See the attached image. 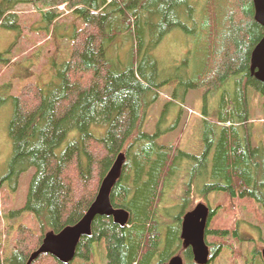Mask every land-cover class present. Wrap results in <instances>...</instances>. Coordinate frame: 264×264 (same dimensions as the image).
Instances as JSON below:
<instances>
[{"label": "trees", "instance_id": "trees-1", "mask_svg": "<svg viewBox=\"0 0 264 264\" xmlns=\"http://www.w3.org/2000/svg\"><path fill=\"white\" fill-rule=\"evenodd\" d=\"M36 1L50 9L65 5L86 25L75 30L70 60L47 89L28 83L16 97L0 96V109L10 100L14 106L9 126L13 152L8 172L0 178V191L6 182L15 186L24 173L35 169L25 210L36 216L42 233L21 226L18 248L9 257L0 242V264H29L43 243V233L77 225L123 153L126 162L111 202L129 211V224L121 227L112 218L98 216L91 235L80 241L76 259L92 261L95 246L103 244L107 264H169L176 256L195 264L191 248L185 249L181 240L194 181L202 197L222 194L231 206L235 201H252L264 212V144L252 146V129L247 126L250 92L264 99V83L251 71L253 51L264 38L253 0ZM197 5L203 6L199 10ZM58 16L46 13L50 26ZM10 18L16 16L1 10L0 23ZM176 30L190 36L193 44L180 64L187 71L178 75L173 98L182 93L184 99L196 89L219 95L217 108L203 113L204 152L199 157L184 153L178 145L159 146L157 135L143 131L147 111L166 83L159 82L161 70L154 52ZM122 39L132 43L125 70L115 66L107 52L115 45L119 52ZM5 55H0V64L9 65ZM93 128L100 132L94 134ZM72 133L77 138L57 155ZM186 160L190 184L179 198L180 214L171 213L167 219L166 213L172 212L165 208L168 194ZM220 206L211 210L207 236L221 242L232 236L241 242L237 231L210 229L224 208ZM228 248L224 243L210 247V264ZM258 258L255 253L248 264H257ZM32 264L63 263L41 255Z\"/></svg>", "mask_w": 264, "mask_h": 264}, {"label": "rangeland", "instance_id": "rangeland-1", "mask_svg": "<svg viewBox=\"0 0 264 264\" xmlns=\"http://www.w3.org/2000/svg\"><path fill=\"white\" fill-rule=\"evenodd\" d=\"M198 2L203 3L204 0ZM197 6L200 10L203 5ZM1 10H7L8 14H13L16 18L0 23V55L6 54L5 57L9 60V65L0 64V96L6 99L16 97L28 83H35L47 89L48 85L55 81L58 70L70 60L72 36L75 30L85 27L84 20L65 5L50 9L46 4L36 0H0V13ZM49 11L59 15L52 26L49 23L50 19L46 17ZM123 42L119 52L114 50L117 45L107 48L109 60L121 70L128 67L132 58V43L125 39ZM192 44L190 36L176 30L168 34L155 50L154 56L161 70L159 82L166 83L159 90L157 103L147 111L143 131L157 135L159 146L178 145L184 153L199 157L204 152L203 113L205 109L211 113L217 108L219 95L208 93L205 89H196L190 91L184 99L182 93L178 98H173L178 86V75L183 76L187 71L181 69L184 66L180 64L188 58ZM250 107L251 122L247 126L252 129V146H262L264 99L250 92ZM13 114L14 106L10 100L0 109V178L7 174L13 152V143L9 135ZM94 132L100 130L93 128ZM75 138L77 133L70 134L57 150V155H61ZM189 167L190 162L184 161L176 179V187L168 194L165 208L171 209L172 212L166 213L167 219H170L171 213L174 216L180 214L182 204L179 198L185 194L191 180ZM34 174L35 169H31L20 177L17 185L13 186L12 183L6 182L0 191V242L3 244L5 257H9L18 248V229L21 226L42 234L36 216L25 210ZM197 186L195 181L190 186L191 201L187 211H191L202 202L208 203L211 208L224 206L210 229L237 231L241 239L239 242L230 236L221 242L216 236H207L206 242L211 248L221 243L229 247L221 250L211 264H235L237 261L239 264L250 263L255 253L261 252L264 245V212L261 207L254 205L252 201H235L233 208L234 206L229 205L222 194L202 197ZM95 248L96 255L92 261L75 259L72 263L107 264L104 245L97 244ZM257 264H263L260 257Z\"/></svg>", "mask_w": 264, "mask_h": 264}, {"label": "water", "instance_id": "water-1", "mask_svg": "<svg viewBox=\"0 0 264 264\" xmlns=\"http://www.w3.org/2000/svg\"><path fill=\"white\" fill-rule=\"evenodd\" d=\"M255 20L264 27V0H253ZM251 71L255 78L264 83V38L252 54ZM126 155L120 154L112 169L104 179L94 204L84 218L75 226L67 227L60 233L48 232L38 251L30 258L32 264L41 255H50L63 264H71L76 259L78 245L82 238L90 236L92 224L98 217L112 218L116 225L125 227L129 224L131 214L122 208H115L111 202L113 189L122 175ZM210 208L205 203L198 204L185 214L181 227V240L185 249L191 248L195 264H210V247L206 237L210 221ZM264 256V252H263ZM169 264H185L182 257H174Z\"/></svg>", "mask_w": 264, "mask_h": 264}, {"label": "flooded vegetation", "instance_id": "flooded-vegetation-1", "mask_svg": "<svg viewBox=\"0 0 264 264\" xmlns=\"http://www.w3.org/2000/svg\"><path fill=\"white\" fill-rule=\"evenodd\" d=\"M189 249V248H188ZM192 251V250H191ZM263 252H264V245H263V247H262V250H261V252H257L258 253V255H259V257L262 259V261H263V263H264V256H263ZM193 255V254H192ZM193 260H194V257H193Z\"/></svg>", "mask_w": 264, "mask_h": 264}, {"label": "bare ground", "instance_id": "bare-ground-1", "mask_svg": "<svg viewBox=\"0 0 264 264\" xmlns=\"http://www.w3.org/2000/svg\"><path fill=\"white\" fill-rule=\"evenodd\" d=\"M221 87V86H220ZM172 145V144H171ZM174 150V149H173Z\"/></svg>", "mask_w": 264, "mask_h": 264}]
</instances>
